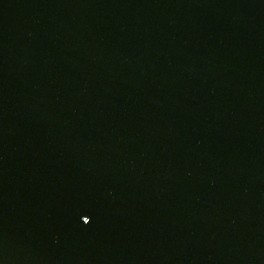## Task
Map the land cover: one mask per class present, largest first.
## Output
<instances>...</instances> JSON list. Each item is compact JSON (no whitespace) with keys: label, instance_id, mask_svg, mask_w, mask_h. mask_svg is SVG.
Instances as JSON below:
<instances>
[{"label":"water","instance_id":"95a60500","mask_svg":"<svg viewBox=\"0 0 264 264\" xmlns=\"http://www.w3.org/2000/svg\"><path fill=\"white\" fill-rule=\"evenodd\" d=\"M0 264H264V0H0Z\"/></svg>","mask_w":264,"mask_h":264}]
</instances>
